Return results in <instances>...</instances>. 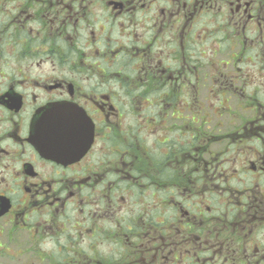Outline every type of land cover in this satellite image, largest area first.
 Instances as JSON below:
<instances>
[{"label":"flooded vegetation","instance_id":"flooded-vegetation-1","mask_svg":"<svg viewBox=\"0 0 264 264\" xmlns=\"http://www.w3.org/2000/svg\"><path fill=\"white\" fill-rule=\"evenodd\" d=\"M0 264H264V0H0Z\"/></svg>","mask_w":264,"mask_h":264},{"label":"water","instance_id":"water-1","mask_svg":"<svg viewBox=\"0 0 264 264\" xmlns=\"http://www.w3.org/2000/svg\"><path fill=\"white\" fill-rule=\"evenodd\" d=\"M46 126L43 123L42 117H39L36 124H35V131L37 135L42 136L43 145L42 150L45 152V154H55L56 146H57V139H58V133H57V126H56V120H49L46 119Z\"/></svg>","mask_w":264,"mask_h":264}]
</instances>
